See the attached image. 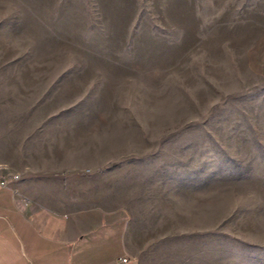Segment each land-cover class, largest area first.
I'll list each match as a JSON object with an SVG mask.
<instances>
[{"label": "rangeland", "instance_id": "374dc122", "mask_svg": "<svg viewBox=\"0 0 264 264\" xmlns=\"http://www.w3.org/2000/svg\"><path fill=\"white\" fill-rule=\"evenodd\" d=\"M49 110L138 264H264V0H0L1 134Z\"/></svg>", "mask_w": 264, "mask_h": 264}, {"label": "crops", "instance_id": "0c3cea01", "mask_svg": "<svg viewBox=\"0 0 264 264\" xmlns=\"http://www.w3.org/2000/svg\"><path fill=\"white\" fill-rule=\"evenodd\" d=\"M42 116L0 131V264H138L124 202L86 168L83 132Z\"/></svg>", "mask_w": 264, "mask_h": 264}, {"label": "built area", "instance_id": "2783aa9c", "mask_svg": "<svg viewBox=\"0 0 264 264\" xmlns=\"http://www.w3.org/2000/svg\"><path fill=\"white\" fill-rule=\"evenodd\" d=\"M14 180L18 179V175L15 174L12 176ZM8 184V181L5 178H0V186H6ZM123 261H126L124 258Z\"/></svg>", "mask_w": 264, "mask_h": 264}]
</instances>
